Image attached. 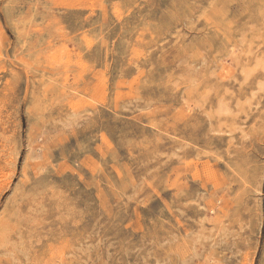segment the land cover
<instances>
[{"label": "rangeland", "instance_id": "374dc122", "mask_svg": "<svg viewBox=\"0 0 264 264\" xmlns=\"http://www.w3.org/2000/svg\"><path fill=\"white\" fill-rule=\"evenodd\" d=\"M0 264H264V0H0Z\"/></svg>", "mask_w": 264, "mask_h": 264}]
</instances>
